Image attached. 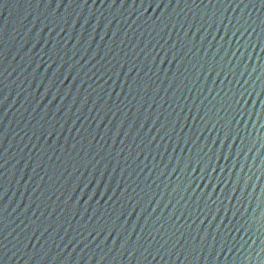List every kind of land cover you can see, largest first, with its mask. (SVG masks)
<instances>
[{
	"label": "water",
	"instance_id": "obj_1",
	"mask_svg": "<svg viewBox=\"0 0 264 264\" xmlns=\"http://www.w3.org/2000/svg\"><path fill=\"white\" fill-rule=\"evenodd\" d=\"M0 264H264V0H0Z\"/></svg>",
	"mask_w": 264,
	"mask_h": 264
}]
</instances>
